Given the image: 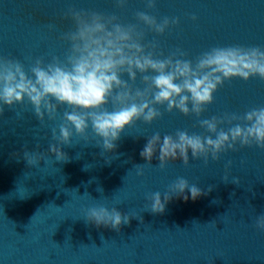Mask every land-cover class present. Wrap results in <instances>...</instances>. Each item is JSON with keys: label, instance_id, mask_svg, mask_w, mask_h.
<instances>
[{"label": "water", "instance_id": "water-1", "mask_svg": "<svg viewBox=\"0 0 264 264\" xmlns=\"http://www.w3.org/2000/svg\"><path fill=\"white\" fill-rule=\"evenodd\" d=\"M70 9L137 24L146 33V47L158 42L165 57L182 49L193 63L213 47L264 48V0H157L155 11L144 0H128L125 9L116 0H0V58L18 60L26 70L36 59L63 60L70 45L62 37L74 30ZM141 11L180 23L161 36L140 24L136 13ZM134 87L145 86L138 80ZM256 107H264V80L225 81L200 117L157 106L162 118L127 127L115 152L98 145L102 141L91 127L83 137L73 129L71 145L53 140L52 130L59 134L64 111L71 109L61 108L56 120L45 114L41 123L27 103L5 107L0 115V264H264V232L255 227L264 214V149L237 145L236 151L207 162L189 153V165L177 160L164 169L158 153L150 167L140 155L156 133L162 138L177 131L210 135L200 127L201 120L243 117ZM231 126L221 125L224 130ZM51 144L69 160L56 161ZM25 150L46 154L48 163L29 166ZM232 177L241 184L232 183ZM179 178L205 195L195 201L190 193L187 201L173 196L164 214L146 210L152 193L163 197ZM99 206L116 207L129 215L130 223L119 231L97 228L86 215Z\"/></svg>", "mask_w": 264, "mask_h": 264}, {"label": "clouds", "instance_id": "clouds-1", "mask_svg": "<svg viewBox=\"0 0 264 264\" xmlns=\"http://www.w3.org/2000/svg\"><path fill=\"white\" fill-rule=\"evenodd\" d=\"M144 4L149 10L157 9V0H144ZM116 5L125 9L128 0H116ZM67 15L74 30L62 37L70 45L63 60L55 56L47 63L36 59L26 70L18 60L0 58V115L5 107L14 109L27 103L44 123L45 114L48 119L56 120L61 108L71 109L64 111L59 134L52 130L53 140L60 145H71L73 129L83 137L91 127L102 141L98 145L106 152H115L127 127L138 121L151 125L162 118L157 106L167 105L168 113L179 111L184 116L200 117L214 102V94L225 81L238 78L247 82L254 77L264 80V48L213 47L193 63L184 58L187 54L182 49L165 57L158 42L146 47L145 31L137 24L121 23L116 15L76 9H70ZM136 16L140 24L161 36L180 23L178 18L157 20L143 11ZM138 80L145 87H134ZM225 123L232 126L224 130L221 125ZM200 127L210 135L177 131L174 137L162 138L156 133L148 138L140 155L150 167L158 153L159 167L164 169L169 162L177 160L189 165V153L192 158L207 162L209 157L218 161L222 153L236 151L237 145L264 149V107L253 108L243 117L225 114L223 118L203 119ZM49 149L56 161L69 160L56 144H51ZM23 156L31 167L39 168L41 161L48 163V156L39 151L25 150ZM138 166V175L143 176L144 168ZM223 180L228 183L229 176L225 175ZM231 182L241 184L238 177H232ZM186 193H190L193 201L205 195L195 184L179 178L163 197L160 192L152 193L146 210L164 214L173 196H182L187 201ZM86 220L97 228L115 231L130 223L129 215L121 214L116 207L105 206L90 208ZM255 227L264 232V214L256 218Z\"/></svg>", "mask_w": 264, "mask_h": 264}]
</instances>
